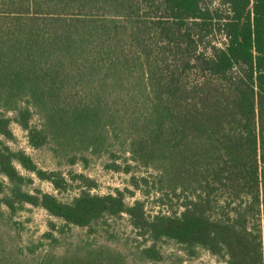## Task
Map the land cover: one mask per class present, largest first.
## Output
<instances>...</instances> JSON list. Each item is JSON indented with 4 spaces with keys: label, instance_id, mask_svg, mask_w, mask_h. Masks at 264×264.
Wrapping results in <instances>:
<instances>
[{
    "label": "trees",
    "instance_id": "obj_1",
    "mask_svg": "<svg viewBox=\"0 0 264 264\" xmlns=\"http://www.w3.org/2000/svg\"><path fill=\"white\" fill-rule=\"evenodd\" d=\"M13 124L61 164L108 157L143 199L83 174L67 201L31 189L18 167L67 183L8 146ZM27 207L59 222L24 243ZM124 216L137 264L170 244L264 264V0H0V264H133L108 238Z\"/></svg>",
    "mask_w": 264,
    "mask_h": 264
},
{
    "label": "rangeland",
    "instance_id": "obj_2",
    "mask_svg": "<svg viewBox=\"0 0 264 264\" xmlns=\"http://www.w3.org/2000/svg\"><path fill=\"white\" fill-rule=\"evenodd\" d=\"M12 132L14 139L7 144L13 151H22L29 155L37 166L44 171H60L66 179L67 189L62 192H58L54 185L49 181L39 179L34 174H29L18 167L23 174H26L33 179L31 189H40L43 192L57 195L60 199L67 201L72 199L78 192L82 183L75 178L78 174H83L90 178L94 182L93 193L99 195L114 194L116 190H128L134 191V195L127 193V202L133 203L136 200L143 199L142 194L131 186V176L125 173V171H116L113 165V161L108 157L100 160H93L89 164H78L74 167L68 166L65 163L61 164L59 160L54 159V156L49 149L35 150L29 145L28 133L18 125H12ZM117 164H123V160H118ZM123 165V169L125 170ZM137 174L146 176L145 170H134ZM146 209L149 213H155L159 210L156 201L151 198L146 200ZM17 220L21 222L23 228L22 240L24 243H28L32 240L37 241L42 235L49 230L50 222H59L51 217L45 210L41 208L27 207L23 212L18 215ZM78 235L86 237L85 232L78 231ZM111 236V237H110ZM109 240L113 239L115 243H119L120 250L125 252H132L130 248H133L142 244V241L137 237L136 233L129 225L127 216L122 219H117L111 222V229ZM117 243V244H118ZM165 257L167 258V264H226L223 261H219L206 251H201L198 256H186L185 253L177 245L170 244L165 247ZM132 257H134L132 252ZM132 259L133 264H137V257Z\"/></svg>",
    "mask_w": 264,
    "mask_h": 264
}]
</instances>
